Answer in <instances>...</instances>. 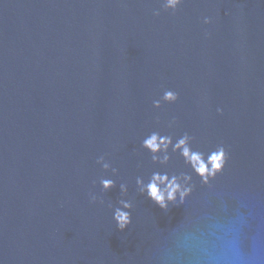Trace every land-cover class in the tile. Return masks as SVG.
Wrapping results in <instances>:
<instances>
[{
  "label": "water",
  "instance_id": "95a60500",
  "mask_svg": "<svg viewBox=\"0 0 264 264\" xmlns=\"http://www.w3.org/2000/svg\"><path fill=\"white\" fill-rule=\"evenodd\" d=\"M165 4L0 0V264H264V0ZM153 130L223 147V170L152 164ZM153 171L191 192L161 208L136 183Z\"/></svg>",
  "mask_w": 264,
  "mask_h": 264
},
{
  "label": "clouds",
  "instance_id": "9594fccd",
  "mask_svg": "<svg viewBox=\"0 0 264 264\" xmlns=\"http://www.w3.org/2000/svg\"><path fill=\"white\" fill-rule=\"evenodd\" d=\"M184 3V0H166L165 10L171 9V13L175 14L180 6ZM153 15L159 16L160 11L156 10ZM213 22L211 17H204L203 23L205 25ZM205 35H209L205 33ZM179 100V93L172 89H165L163 95L159 99H155L152 102L154 109H161L162 104H175ZM217 112L222 114L223 109L217 108ZM155 123L161 124L159 115L155 116ZM167 128H173L178 125V120L175 116L163 122ZM191 138L187 133L179 136L175 141L172 135L153 130L141 140V148L145 149L151 154V162L154 165H167L171 159L169 149L173 153L178 152L180 157L183 158L184 162L190 165L197 173L201 176L205 183H207L208 177L214 176L216 173L223 170L226 161L227 154L223 147L217 148L211 152L205 160L204 154L200 151L194 150L190 143ZM96 164L100 166L103 171L111 170L115 175L119 172L117 167L113 166V162L106 157V155H100L96 159ZM142 163H138L137 167H142ZM187 181L189 177H184ZM95 184V181H93ZM137 185L140 187L141 192H146L149 199L154 201L161 208H166L169 202H175L177 196L180 198L182 203L185 197L191 192V189L183 186L179 182V178L175 175L169 176L167 171H153L148 180L147 184L143 183L141 178H137ZM99 185L107 191L112 187H115V181L101 176L99 178ZM121 190L126 191V186L121 184ZM91 204H95V197L89 199ZM124 207H130L129 204L125 203ZM113 219L117 222V226L123 230L131 222L130 215L122 210L117 209L113 214Z\"/></svg>",
  "mask_w": 264,
  "mask_h": 264
}]
</instances>
